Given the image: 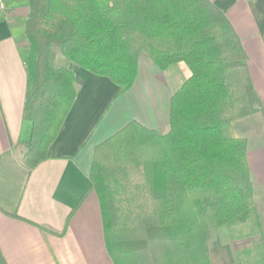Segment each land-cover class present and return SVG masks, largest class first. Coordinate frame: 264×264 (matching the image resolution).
I'll use <instances>...</instances> for the list:
<instances>
[{
    "label": "trees",
    "instance_id": "obj_1",
    "mask_svg": "<svg viewBox=\"0 0 264 264\" xmlns=\"http://www.w3.org/2000/svg\"><path fill=\"white\" fill-rule=\"evenodd\" d=\"M26 3L22 116L29 136L20 145L28 171L48 157L75 100L70 64L108 77L118 95L134 85L141 58L161 71L180 62L190 71L170 94L165 131L132 120L95 146L90 189L113 264H212L215 229H263L255 222L248 139L234 126L264 101L221 9L211 0ZM58 53L64 66L54 63ZM0 264H7L1 251Z\"/></svg>",
    "mask_w": 264,
    "mask_h": 264
},
{
    "label": "crops",
    "instance_id": "obj_2",
    "mask_svg": "<svg viewBox=\"0 0 264 264\" xmlns=\"http://www.w3.org/2000/svg\"><path fill=\"white\" fill-rule=\"evenodd\" d=\"M211 1L238 35L252 86L264 101V0ZM5 2L9 13L0 20V251L7 264H113L104 242L99 200L90 189L95 146L132 120L165 131L170 94L190 71L182 62L161 71L141 58L134 85L118 95V86L108 77L70 64L75 100L47 149L48 157L28 171L20 145L29 136V123L22 116L27 3ZM169 83L178 86L173 90ZM243 135L249 144L250 138ZM250 137L258 145L247 153L252 179L260 187L255 222L264 229V137L261 131ZM263 229L242 233V254L250 255L251 247L264 244ZM220 230H214L211 238L221 234L223 244H229L227 231ZM216 256L210 252L212 264H218ZM242 264L250 263L242 260Z\"/></svg>",
    "mask_w": 264,
    "mask_h": 264
},
{
    "label": "rangeland",
    "instance_id": "obj_3",
    "mask_svg": "<svg viewBox=\"0 0 264 264\" xmlns=\"http://www.w3.org/2000/svg\"><path fill=\"white\" fill-rule=\"evenodd\" d=\"M56 53L59 51V48L55 49ZM56 66H64L65 65V60L63 57L58 53L56 54L55 61H54ZM164 80H169L168 77H163ZM171 85V88L174 90L177 88L178 83H169ZM242 125H245V128L242 129ZM235 128V133L237 135L241 134H247L246 136L249 139V146L248 149L251 150L256 147L257 145V140L255 138H251L256 136V132L261 131L262 136L264 137V103L263 107L261 110H259L256 114L249 116L245 118L242 122H240L239 125L234 126ZM248 129V130H247ZM249 130H251V135H249ZM248 131V132H247ZM255 134V135H254ZM254 182V180H253ZM255 183V182H254ZM256 186V190H259V186ZM225 229L227 231V235L230 237V245L228 243L223 244L222 242V236L220 234L219 237L215 238H210L211 242V255H217L216 258L218 260V264L223 261L224 263L221 264H242V260H247L249 261L250 264H257L258 256L264 254V247L260 248H253L251 247V252L250 255L244 253L242 254V229L240 228H234V227H228V228H221ZM216 231H221L220 228L215 229ZM226 238V237H225ZM218 239V240H217ZM218 249L222 252H218ZM222 255L223 257H221ZM264 257V255H262ZM262 259V258H261ZM264 259V258H263ZM227 260V261H226ZM229 260V261H228ZM231 260V261H230ZM220 261V262H219ZM262 261V260H261Z\"/></svg>",
    "mask_w": 264,
    "mask_h": 264
},
{
    "label": "built area",
    "instance_id": "obj_4",
    "mask_svg": "<svg viewBox=\"0 0 264 264\" xmlns=\"http://www.w3.org/2000/svg\"><path fill=\"white\" fill-rule=\"evenodd\" d=\"M8 7L5 0H0V20L5 18L8 15Z\"/></svg>",
    "mask_w": 264,
    "mask_h": 264
}]
</instances>
